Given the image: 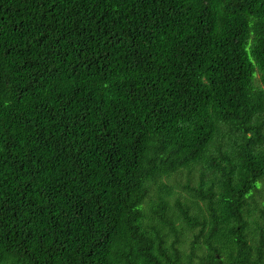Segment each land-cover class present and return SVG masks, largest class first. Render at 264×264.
<instances>
[{
  "label": "trees",
  "instance_id": "1",
  "mask_svg": "<svg viewBox=\"0 0 264 264\" xmlns=\"http://www.w3.org/2000/svg\"><path fill=\"white\" fill-rule=\"evenodd\" d=\"M0 264H264V0H0Z\"/></svg>",
  "mask_w": 264,
  "mask_h": 264
},
{
  "label": "rangeland",
  "instance_id": "2",
  "mask_svg": "<svg viewBox=\"0 0 264 264\" xmlns=\"http://www.w3.org/2000/svg\"><path fill=\"white\" fill-rule=\"evenodd\" d=\"M172 185H174V195L172 196L173 199H175V197L181 195L182 197L187 196L188 193V189L186 188V178L182 177L179 178L177 182L173 183ZM190 241L192 239V237L189 238ZM190 241H188L185 245L187 251L189 250L190 247Z\"/></svg>",
  "mask_w": 264,
  "mask_h": 264
}]
</instances>
